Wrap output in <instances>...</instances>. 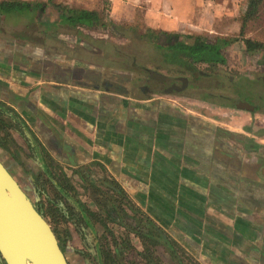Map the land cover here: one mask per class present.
I'll use <instances>...</instances> for the list:
<instances>
[{
	"label": "crops",
	"instance_id": "1",
	"mask_svg": "<svg viewBox=\"0 0 264 264\" xmlns=\"http://www.w3.org/2000/svg\"><path fill=\"white\" fill-rule=\"evenodd\" d=\"M21 1L31 8L0 13L13 139L0 160L33 201L63 192L48 220L69 264L137 262L122 239L141 253L139 231L160 240L161 264H264V50L247 46L264 41L244 35L254 17L232 20L243 0ZM57 5L127 30L73 31ZM163 33L207 52L169 66ZM150 71L185 77L191 95Z\"/></svg>",
	"mask_w": 264,
	"mask_h": 264
},
{
	"label": "water",
	"instance_id": "2",
	"mask_svg": "<svg viewBox=\"0 0 264 264\" xmlns=\"http://www.w3.org/2000/svg\"><path fill=\"white\" fill-rule=\"evenodd\" d=\"M0 264H69L52 226L1 160Z\"/></svg>",
	"mask_w": 264,
	"mask_h": 264
},
{
	"label": "trees",
	"instance_id": "3",
	"mask_svg": "<svg viewBox=\"0 0 264 264\" xmlns=\"http://www.w3.org/2000/svg\"><path fill=\"white\" fill-rule=\"evenodd\" d=\"M264 0H248V7L246 10V16H245V22L248 21V19L256 17L262 3ZM31 4L28 2H24L21 0H2L0 1V13H11V12H17V11H27L31 8ZM38 7H45V5L43 4H39ZM59 12H60V16H59V24L62 26L67 25L68 27L71 28V30H76L78 28H85L88 30H97V29H107L109 31H113V32H117V33H124V31H126V27L127 25H122V24H117L114 23L113 21H105V19L103 17H100V14L97 13L96 11H90V10H73V9H69L68 7H63L62 5H57L55 6ZM163 38H166V45L167 48L173 52H184L187 53L188 56H192V55H196V53H198L199 55H202V53L207 52V50H202L199 49L200 51H197V48H195L194 45L192 44H184V43H176V41H174L173 39L178 37L177 35H173V34H169V33H163ZM185 40H192V36H185L184 37ZM164 41V39H163ZM163 44V45H165ZM247 46L248 49H257V50H264V44L262 43H254L251 41H247ZM191 58V57H189ZM10 111L8 108H6L5 106H3L2 104H0V131L3 134L0 137V146H2L3 148H5V144L7 142L12 141V137L10 135L7 134V132L5 131V127L7 126V124L4 121V117L6 115H10ZM12 112V111H11ZM14 118V116H12ZM61 183L59 184L63 190H67L68 189V183L65 182V185L63 184V181H60ZM67 192V191H65ZM63 192L61 193L60 198L61 199H51L50 197L47 198V206L42 202H38V206H39V212L46 217L47 219H51L53 222L56 221L57 215L56 212H58L61 209H64L62 207L58 208V203H62L64 195H62ZM67 194V193H66ZM58 196V195H57ZM57 205V206H56ZM89 212V211H88ZM76 214V213H75ZM90 215H95L91 212H89ZM72 216V215H71ZM73 216L75 217L76 215L73 214ZM96 219H98V216H95ZM63 219L65 220V217H63ZM62 220V219H61ZM138 235H140L142 243L145 247V250L141 253H139L141 258H145V259H151L150 257H154V259H159V257L155 256L156 250L155 247L157 246L156 242L159 243L160 240H156L155 238H152L148 235L150 234H146V231H142V232H137ZM124 244L127 246V249L132 250L134 249L133 246H130V242L128 240L122 239ZM167 243L165 242V245ZM168 245V244H167ZM170 245V244H169ZM64 249V248H63ZM119 258L117 256H113L109 253H107L108 259L110 260L108 262V264H126L123 261L126 259L125 257H123V254L121 252H118ZM150 255V256H148ZM160 260V259H159ZM127 264H138V262H130ZM148 264H156L153 263L151 260L148 261Z\"/></svg>",
	"mask_w": 264,
	"mask_h": 264
},
{
	"label": "rangeland",
	"instance_id": "4",
	"mask_svg": "<svg viewBox=\"0 0 264 264\" xmlns=\"http://www.w3.org/2000/svg\"><path fill=\"white\" fill-rule=\"evenodd\" d=\"M238 1H241V0H238ZM243 1H245V0H243ZM243 1H242L241 6L234 10L235 14L231 16L232 20L237 19V18L238 19L244 18V14L246 13L247 9L245 8L246 4ZM243 32H244V35L246 34V32L248 34H253V35L255 34L256 36H258L260 39H262L264 41V1L261 5L256 17H254V19L250 22V24L247 25V27H245V30ZM229 54H227V55H229ZM177 55H178V58H177L178 62H173V64L168 62L167 64L169 66H173L177 69H182L188 64L189 59L186 56L187 55L186 53H185V55H182L181 52H178ZM252 69H253V66H252ZM174 75H178V74H174ZM22 186L25 187L26 189L29 188L28 185H22ZM129 235L130 234L124 233L123 236H125V240H128L130 242ZM123 236L120 235V237H123ZM130 244H131V242H130ZM134 249L135 250L133 252H131V250H129V251H130V253H133V256L135 255L134 258H135V260H137L138 264H148L149 260H151L153 263H156V264H158L160 262L158 259H156V258L154 259V257H150L151 259L141 258L139 255V251H137L136 248H134ZM148 256H150V255H148Z\"/></svg>",
	"mask_w": 264,
	"mask_h": 264
},
{
	"label": "flooded vegetation",
	"instance_id": "5",
	"mask_svg": "<svg viewBox=\"0 0 264 264\" xmlns=\"http://www.w3.org/2000/svg\"><path fill=\"white\" fill-rule=\"evenodd\" d=\"M168 75V74H167ZM166 75V76H167ZM181 78H185V77H180V76H167L166 78H164L163 79V91L164 92H167V93H178V92H180V93H183V94H187L188 96H190L191 94H190V92L192 91V89H191V83L192 82H190V87H186L185 85H184V82L181 80ZM196 81H198V80H196ZM195 81V82H196ZM185 82H186V80H185ZM187 83V82H186ZM187 85V84H186ZM30 197V196H29ZM32 202H33V204H34V206L37 208V210L39 211V206H38V202H36V201H33L32 200ZM46 218V217H45ZM47 219V218H46ZM47 221L49 222V220L47 219ZM50 223V222H49ZM129 224H131V222H129ZM51 225V224H50ZM52 226V225H51ZM56 234V233H55ZM58 238V237H57ZM60 243V242H59ZM61 245V244H60ZM61 247H62V245H61ZM63 249V248H62ZM145 250V247L143 246V251ZM155 250H156V253H157V255L158 254H160V250L157 248V247H155ZM63 251H65L64 249H63ZM142 251V252H143ZM144 260V259H143ZM158 264H161L160 262L158 263Z\"/></svg>",
	"mask_w": 264,
	"mask_h": 264
}]
</instances>
